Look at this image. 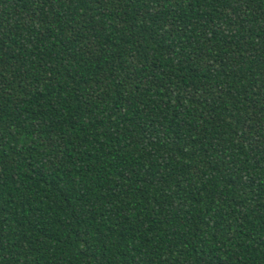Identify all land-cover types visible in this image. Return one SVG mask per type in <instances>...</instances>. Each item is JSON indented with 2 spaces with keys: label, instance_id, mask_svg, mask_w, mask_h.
<instances>
[{
  "label": "trees",
  "instance_id": "obj_1",
  "mask_svg": "<svg viewBox=\"0 0 264 264\" xmlns=\"http://www.w3.org/2000/svg\"><path fill=\"white\" fill-rule=\"evenodd\" d=\"M0 264H264V0H0Z\"/></svg>",
  "mask_w": 264,
  "mask_h": 264
}]
</instances>
